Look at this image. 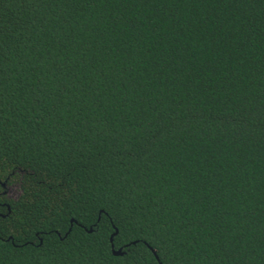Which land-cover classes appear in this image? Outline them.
Instances as JSON below:
<instances>
[{"label":"trees","instance_id":"trees-1","mask_svg":"<svg viewBox=\"0 0 264 264\" xmlns=\"http://www.w3.org/2000/svg\"><path fill=\"white\" fill-rule=\"evenodd\" d=\"M0 181V264H264V0H0Z\"/></svg>","mask_w":264,"mask_h":264},{"label":"flooded vegetation","instance_id":"flooded-vegetation-1","mask_svg":"<svg viewBox=\"0 0 264 264\" xmlns=\"http://www.w3.org/2000/svg\"><path fill=\"white\" fill-rule=\"evenodd\" d=\"M0 195L6 198L15 199L18 196L19 191L17 190V185L15 183L7 184L5 181H0ZM0 205H6L5 201H0Z\"/></svg>","mask_w":264,"mask_h":264},{"label":"water","instance_id":"water-1","mask_svg":"<svg viewBox=\"0 0 264 264\" xmlns=\"http://www.w3.org/2000/svg\"><path fill=\"white\" fill-rule=\"evenodd\" d=\"M112 252L114 253V254H121L122 253V250H121V248H118V249H112Z\"/></svg>","mask_w":264,"mask_h":264}]
</instances>
